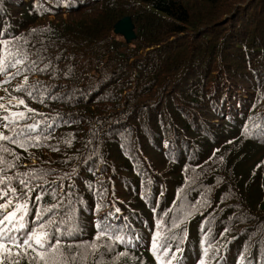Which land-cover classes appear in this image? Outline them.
<instances>
[{
	"label": "trees",
	"instance_id": "obj_1",
	"mask_svg": "<svg viewBox=\"0 0 264 264\" xmlns=\"http://www.w3.org/2000/svg\"><path fill=\"white\" fill-rule=\"evenodd\" d=\"M127 16L130 43L115 32ZM0 32L20 37L43 69L25 73L40 82L35 97L13 91L15 76L0 84V103L23 97L35 112L22 123L44 121L51 137L27 150L0 141L20 157L0 151L14 164H0V175L52 170L49 183L33 182L42 186L29 218L37 204L58 205L54 219L72 213L79 230L63 244L91 243L109 210L112 223L129 225L130 244L87 250L83 262L73 248L75 264H156L157 230L170 253L180 249L172 264H264L250 260L264 255V173L261 188L241 172L251 142L264 146V0H0Z\"/></svg>",
	"mask_w": 264,
	"mask_h": 264
},
{
	"label": "snow or ice",
	"instance_id": "obj_2",
	"mask_svg": "<svg viewBox=\"0 0 264 264\" xmlns=\"http://www.w3.org/2000/svg\"><path fill=\"white\" fill-rule=\"evenodd\" d=\"M47 11V9H45ZM34 31V30H33ZM6 33L0 32V37ZM20 37L12 39L0 38V73L4 74V80L0 84L9 82L15 76H23V80L18 84L13 91L23 92L27 97H35L40 93V82L28 83V75L26 72H31L36 69V64L30 59V54L20 48L14 41H19ZM43 71V69H36ZM5 91H7L5 89ZM4 99L0 97V100ZM12 107L23 106V110L13 111ZM5 103H0V110L5 114L0 116L2 128L7 131H0V141H7L13 145L27 150L28 145L39 146L42 140L50 139L47 134V129L43 127L44 121H35L31 124L22 123L28 118V114L35 112L34 109L25 104L23 97L11 96ZM43 115V114H41ZM247 131V129H245ZM71 136V134H69ZM66 144H71V140H66ZM54 151L58 149H53ZM0 151L9 153L13 156V160H19L20 157L12 152L7 147L0 146ZM0 164H6L7 169L14 167L12 162L5 161L0 158ZM6 171V170H0ZM49 171H44L41 175L40 169L33 168L24 173H16L12 175H0V264H75L77 260L75 248L79 252L80 261L83 262L87 256V250L96 252L100 247H104L108 251H112L116 244H130V240H125L121 234L129 225L124 224L123 227L112 223L113 212L109 210L104 214V219L97 222V229L92 242L87 241L73 245L63 244L64 238H73L74 234L79 230L76 217L72 213L66 214L64 219L52 218V212L58 205H51L40 208L37 204L35 216L29 218V212L32 209L29 207V198L36 188L41 187L37 184L34 188L33 182L42 181L44 184L49 183L44 177ZM18 180L20 190L12 186L13 180ZM143 198V196H142ZM38 202L41 200V195L38 193L35 196ZM103 205L97 203L96 210L99 211ZM75 210L73 209V212ZM120 209L116 208L115 213H119ZM48 215L45 216L44 214ZM119 218L118 216L116 217ZM157 229L160 227V221L157 220ZM60 225H64L62 229ZM172 227L177 228L179 224L176 221L172 222ZM110 243L98 244L97 241L104 239ZM172 239H175L173 236ZM54 241V242H53ZM203 243V241H202ZM167 244V240L160 239V232L157 230L152 235L151 252L156 260V264H172L176 258V252L180 249L177 247L175 252L170 253L171 245ZM67 253V254H66ZM71 254V260L69 255ZM121 256H127L126 252L118 253L114 259H119ZM200 264H204L203 257Z\"/></svg>",
	"mask_w": 264,
	"mask_h": 264
},
{
	"label": "rangeland",
	"instance_id": "obj_3",
	"mask_svg": "<svg viewBox=\"0 0 264 264\" xmlns=\"http://www.w3.org/2000/svg\"><path fill=\"white\" fill-rule=\"evenodd\" d=\"M245 98V97H244ZM248 108V107H247ZM247 116L244 115V117ZM255 119V116H253L252 118H249L247 119L246 121H250V122H253ZM238 128H240L238 126ZM241 129V128H240ZM247 131L254 135V132H252L251 130H249V128L247 129ZM252 144L255 145L253 151H252V155H251V158L245 160L244 162H241V172L242 173H246L247 175H250L252 174L253 177L256 178V180L259 182V186L261 188H263V185H262V181L259 180V176L260 175H263L264 173V146H261V145H257L255 144L256 142H251ZM145 151L147 152V154L150 156V157H153L155 162L157 161V159L159 158L160 154L156 151H154L153 149H151L147 143H146V146H145ZM121 161V160H120ZM255 163H258L259 164V167H255L253 168V165ZM160 165V164H158ZM127 193H125V191H120L121 195L123 197H131L129 192L126 190ZM139 206H140V203H139ZM96 260H99V257L96 259ZM250 260L252 262L254 261H259V262H262L264 261V255L261 254L260 257L257 256V253H254L250 256ZM97 263V261H96Z\"/></svg>",
	"mask_w": 264,
	"mask_h": 264
},
{
	"label": "water",
	"instance_id": "obj_4",
	"mask_svg": "<svg viewBox=\"0 0 264 264\" xmlns=\"http://www.w3.org/2000/svg\"><path fill=\"white\" fill-rule=\"evenodd\" d=\"M115 32L123 35L127 42H132L135 38L134 24L130 17H124L115 25Z\"/></svg>",
	"mask_w": 264,
	"mask_h": 264
}]
</instances>
